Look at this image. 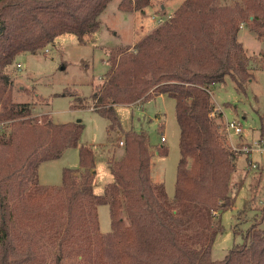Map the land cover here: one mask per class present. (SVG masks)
<instances>
[{
	"label": "trees",
	"instance_id": "1",
	"mask_svg": "<svg viewBox=\"0 0 264 264\" xmlns=\"http://www.w3.org/2000/svg\"><path fill=\"white\" fill-rule=\"evenodd\" d=\"M112 1L0 0V122H7L0 127V264H47L40 237L57 249L58 264L64 258L86 264H264V210L242 244L223 260L212 259L224 230L221 216L234 207L236 196L235 155L220 135L217 120L223 113L209 92L227 77L244 91L253 78L238 34L240 21L252 17V29L264 37L262 0H238L239 18L217 0H185L135 52L117 55L94 89L91 108L110 122L107 140L110 132L122 131L117 106L161 95L175 100L181 158L173 198L164 184L152 181L144 133L124 134L123 158L109 161L113 181L96 195V152L80 146L83 124H55L49 115L34 116L29 104L10 100L5 71L17 56L38 53L64 34L81 41L96 33ZM151 2L123 0L120 8L141 11ZM75 100L74 108L87 107ZM78 147L80 169H64L60 187L42 186L41 164ZM100 206L110 209L108 234L100 230Z\"/></svg>",
	"mask_w": 264,
	"mask_h": 264
},
{
	"label": "rangeland",
	"instance_id": "2",
	"mask_svg": "<svg viewBox=\"0 0 264 264\" xmlns=\"http://www.w3.org/2000/svg\"><path fill=\"white\" fill-rule=\"evenodd\" d=\"M122 1L110 2L98 19L100 29L81 41L73 34H64L38 53L17 56L15 64L5 71L11 84L8 95L15 104H29L36 117L49 115L55 124L60 125L79 121L83 124L80 146H90L97 154L94 182L96 195H102L105 186L113 181L109 161L123 158L125 145H120V142L125 143L124 134L128 131L144 133L150 141L152 181L164 184L168 196L173 198L181 158L175 100L161 95L146 102L141 100L132 105L117 106L116 114L122 131L110 132L107 140L110 122L92 110L91 97L94 89L102 84L112 61L121 52H135V46L166 23L185 0H152L151 7L141 11L121 9ZM217 4L222 8L228 7L232 16L239 18L241 4L238 0H217ZM262 5L264 7V0ZM252 19L240 21L238 41L248 58L253 81L243 83L245 89L240 91L237 84L227 77L224 83L209 89L217 112L224 114L223 118L217 120L221 125L220 135L235 155L231 188L236 201L234 207L221 216L224 230L218 234L213 245L214 261L223 260L235 245L242 244L243 235L254 223L256 216L258 220L261 218L264 210V153L255 150L256 143L261 137L264 139V37L252 29ZM18 64L21 69L17 68ZM75 97L87 107L74 108ZM2 112L0 105V114ZM233 121L241 123L243 137H228L225 126L227 122ZM5 125L7 122H0V127ZM162 134L167 139L165 144L161 143ZM106 142L107 145L101 146ZM233 146H247L251 151L235 154ZM161 148L167 149L166 156L157 154ZM254 163L256 169L252 167ZM80 167L79 147L70 148L61 158L41 164L39 182L45 187H60L64 169L79 170ZM98 212L101 232L110 233L109 207L100 206ZM35 239L38 242V238ZM40 239L47 264H58L55 259V256H59L57 249ZM60 264L86 262L77 258H64Z\"/></svg>",
	"mask_w": 264,
	"mask_h": 264
},
{
	"label": "built area",
	"instance_id": "3",
	"mask_svg": "<svg viewBox=\"0 0 264 264\" xmlns=\"http://www.w3.org/2000/svg\"><path fill=\"white\" fill-rule=\"evenodd\" d=\"M17 68L21 69V65L18 64ZM225 127H226L225 129H226V133L228 134V137L233 138L235 136V137L240 138L243 136V127L240 122H237V121L227 122ZM165 142H166V137L164 136V134H162L161 143L164 144ZM120 145L123 146L124 142H120ZM255 150H257L260 153H264V139L261 138V140L256 143ZM233 151L235 152V154H239L243 152L246 154L250 152L251 150L247 146L242 147V148H237L236 146H233ZM252 167L254 169L257 168L255 163L252 164Z\"/></svg>",
	"mask_w": 264,
	"mask_h": 264
},
{
	"label": "crops",
	"instance_id": "4",
	"mask_svg": "<svg viewBox=\"0 0 264 264\" xmlns=\"http://www.w3.org/2000/svg\"><path fill=\"white\" fill-rule=\"evenodd\" d=\"M253 81V79L252 80H250V82H252ZM250 82H248V83H250ZM214 86V85H213ZM222 113V112H221ZM223 116H224V114H223ZM243 137V136H242ZM236 138H238V137H236ZM262 138V137H261ZM166 142H167V139H166ZM165 142V143H166ZM164 143V144H165ZM108 144V142H106L105 144H103V145H101V146H104V145H107ZM100 148V147H99ZM94 149V148H93ZM94 151H96L95 149H94ZM96 159H97V154H96ZM152 168V167H151ZM242 183H243V181H242ZM242 185V184H241ZM262 227L264 228V223H263V225H262Z\"/></svg>",
	"mask_w": 264,
	"mask_h": 264
},
{
	"label": "water",
	"instance_id": "5",
	"mask_svg": "<svg viewBox=\"0 0 264 264\" xmlns=\"http://www.w3.org/2000/svg\"><path fill=\"white\" fill-rule=\"evenodd\" d=\"M80 122V121H79Z\"/></svg>",
	"mask_w": 264,
	"mask_h": 264
}]
</instances>
